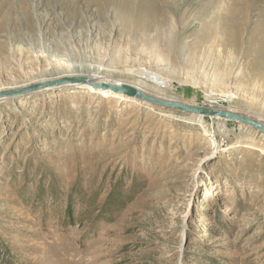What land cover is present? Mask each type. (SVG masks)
Listing matches in <instances>:
<instances>
[{"label": "rangeland", "instance_id": "374dc122", "mask_svg": "<svg viewBox=\"0 0 264 264\" xmlns=\"http://www.w3.org/2000/svg\"><path fill=\"white\" fill-rule=\"evenodd\" d=\"M263 44L264 0H0V91L146 69L264 123ZM84 84L0 99V264H264V133Z\"/></svg>", "mask_w": 264, "mask_h": 264}, {"label": "water", "instance_id": "95a60500", "mask_svg": "<svg viewBox=\"0 0 264 264\" xmlns=\"http://www.w3.org/2000/svg\"><path fill=\"white\" fill-rule=\"evenodd\" d=\"M89 78L86 76H76V75H64L61 76L58 79H52V80H45L41 81L40 83L33 84L31 86H24L18 89H8V90H2L0 91V99L8 98L11 96H21L22 94H28L36 91H40L44 88H52V87H59L60 85H79L83 83H88ZM95 88H102L105 90H109L112 93L115 94H123L131 98L140 99L146 103H150L156 106H162L165 108H170L173 110H180L182 112H187L193 115H202L207 116L211 118H224L227 120H231L234 122H240L242 124H245L247 126L252 127L255 130H259L262 133H264V123H262L257 118H252L250 116H247L245 114L235 112L233 110H222V109H213L208 106H202V105H190L187 103H182L180 101L175 100H167L163 99L161 97H154L148 94H145L142 90L137 88L136 86L125 83V82H118V84H113L109 82H103V83H90Z\"/></svg>", "mask_w": 264, "mask_h": 264}, {"label": "bare ground", "instance_id": "6f19581e", "mask_svg": "<svg viewBox=\"0 0 264 264\" xmlns=\"http://www.w3.org/2000/svg\"><path fill=\"white\" fill-rule=\"evenodd\" d=\"M264 45V44H263ZM262 46V45H261ZM263 48V47H262ZM258 52V51H257ZM263 58V57H262ZM258 63V62H257ZM81 67H83L82 65H74V64H71L70 66H69V68H70V70H71V72H70V75H76V76H79V75H81V76H86V77H88L89 78V82L90 83H97V84H99V83H103V82H109V83H113V84H118V82H120V81H118V82H113L110 78H107V76L106 77H97V76H95V75H93V74H91V73H89V74H87V73H85V72H83V71H79V72H76V70L75 69H81ZM88 68V70H92V69H94V67L93 66H88L87 67ZM129 73H131V74H134L136 77H140V79H142V80H144V82L149 86V84H150V88L148 89V88H143V87H141V86H136L137 88H139L140 90H142L145 94H148V95H151V96H154V97H161V98H163V99H167V100H175V101H180L181 102V100H179L178 98H175V97H172V96H168V95H166L165 93H163L162 91H163V89H161L160 88V86H161V84H160V77L159 76H156V74H153V73H150L148 70H146V69H141V70H137V69H130L129 70ZM83 87H86V88H89V89H91V85H89V84H84L83 85ZM13 88H18V86L17 87H12L11 89H13ZM154 88H155V90H154ZM98 92H100V93H102V94H104V95H107V94H110L109 93V91H107V90H99ZM226 99H228V100H232V95H230V94H226V95H223ZM227 100V101H228ZM183 103V102H182ZM187 104H190V103H187ZM190 105H194L193 103H191ZM259 120V119H258Z\"/></svg>", "mask_w": 264, "mask_h": 264}]
</instances>
